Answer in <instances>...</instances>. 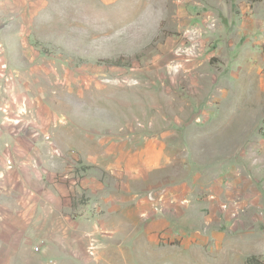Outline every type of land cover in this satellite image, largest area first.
Segmentation results:
<instances>
[{
  "label": "rangeland",
  "instance_id": "rangeland-1",
  "mask_svg": "<svg viewBox=\"0 0 264 264\" xmlns=\"http://www.w3.org/2000/svg\"><path fill=\"white\" fill-rule=\"evenodd\" d=\"M16 143L67 217L9 264H264V0H0Z\"/></svg>",
  "mask_w": 264,
  "mask_h": 264
},
{
  "label": "crops",
  "instance_id": "crops-1",
  "mask_svg": "<svg viewBox=\"0 0 264 264\" xmlns=\"http://www.w3.org/2000/svg\"><path fill=\"white\" fill-rule=\"evenodd\" d=\"M13 150H18V143L10 146L8 145L6 149L9 157L12 159L14 169L13 171L6 172L9 177L5 180L4 190H6L7 193H1L0 195V209L3 213L13 215L12 219L18 224V229L10 230L6 227V222L3 223V220H0V224L2 225V231L0 232V241L2 243L1 247L5 249V252H2L4 256L0 258L1 264H9V258L12 256H14V260L18 261V255H15L13 252L15 248L10 249L9 243L13 236H17L19 233H22V231L25 230L24 228L28 226H37L38 229H41L43 232L51 230L54 231L55 226L58 224L56 222V218L62 217L65 220L67 217L63 213L64 211L62 209L63 206H66L64 204L67 201L64 189H61L58 186L59 190H51L47 187V184H45L41 190H37L33 187L32 177L40 176V179L42 180L44 175L47 174L48 178L52 177V179H54L52 175H55V172L48 168H43V166L33 168L26 164H18V160H20L18 159V151L14 157L11 153ZM18 178L19 180L21 179L19 183ZM12 181H14L13 183L15 188H13L14 185H12ZM23 185L27 188H23ZM12 190H15V192H12ZM30 214L31 220L29 219ZM27 220L30 221V224L26 223ZM42 222H45V226L42 225ZM19 235L20 239L25 240L23 238L24 233ZM28 238L30 239L35 237ZM40 238H42V236H40Z\"/></svg>",
  "mask_w": 264,
  "mask_h": 264
}]
</instances>
